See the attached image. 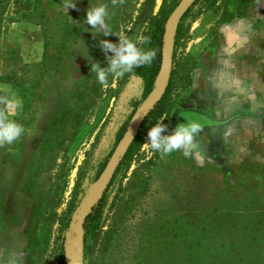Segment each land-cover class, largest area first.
<instances>
[{"label":"rangeland","instance_id":"rangeland-1","mask_svg":"<svg viewBox=\"0 0 264 264\" xmlns=\"http://www.w3.org/2000/svg\"><path fill=\"white\" fill-rule=\"evenodd\" d=\"M71 3L7 2L0 34V77L7 78L0 86L8 85L22 106L8 107L0 87V112L25 131L0 145V264H59L66 232L57 218L78 171L88 162L71 221L145 99L139 78L120 85L125 73L109 71L115 52L103 42L118 48L123 36L138 47L149 14L157 15L164 0ZM99 6L107 9V27L93 28L86 14ZM93 65L111 84L86 113L88 125L71 151H56L50 168L43 159L46 189L64 186L62 205L52 224H32L36 199L26 184L39 140L51 118L76 103L74 93L98 81ZM164 95L155 124L164 126L161 137L187 123L181 113L192 112L201 122L193 145L165 154L147 136L107 193L94 259L81 256L79 263L264 264V0H199L179 23Z\"/></svg>","mask_w":264,"mask_h":264},{"label":"trees","instance_id":"trees-1","mask_svg":"<svg viewBox=\"0 0 264 264\" xmlns=\"http://www.w3.org/2000/svg\"><path fill=\"white\" fill-rule=\"evenodd\" d=\"M8 1L9 0H0V34ZM198 1L199 0L194 1L193 5L186 11L181 21L185 19V17L191 11V8ZM175 7L176 4L172 5L171 7H167L166 0H164L160 12L157 15L153 16L152 14H149L147 19V26L142 33V37L148 36L149 40L145 42L142 39L137 48L141 51H148L150 49L154 50L155 58L150 65L136 66L132 68L131 71L125 72L120 82V85H123L125 83L131 82L133 78H139L142 81L144 87V98L154 88V83L161 66L163 47L162 38L165 28V22ZM231 7H233V5ZM230 12H232V9H230ZM6 78L0 77V83L4 82V79ZM86 79H89V76H86ZM106 82V85L111 84L110 81ZM103 86L104 85H102L98 80L93 82L91 87L87 91H84V93H80L79 96H77L75 92L73 98H77V101L75 100L76 103L67 105L66 107L60 109L57 114L51 118L43 137L39 140V145L37 148L39 157L36 161L37 163L35 165L34 175L31 176L32 178L29 179L30 181H28L26 184V192L33 195L36 199V203L34 205L31 216L32 224L35 223L37 225L41 222L52 224L57 215L55 209L58 208V206L62 205V201H60L59 190L63 191L64 186L61 187L60 184L54 183L52 186L54 189H46L44 181L48 180H44L42 178L49 171L48 169L44 171L43 159H45L46 156L48 157V168H50L51 164L54 162V154L56 151L60 150L61 152L66 154L69 153L71 149L76 145L79 140L80 134L88 125L87 121H85V115L92 107H94L95 100L101 96V90ZM164 97L165 95L145 118L136 138L129 147L125 157L119 164L110 185L103 193V195L98 198L85 219L84 225L82 227V256L84 261L88 263L94 259L99 237V229L101 227L102 214L107 204V193L110 187L115 183L117 177L122 173H125V171L129 168L134 156L146 140L150 129L155 126L158 118L162 114V102L164 100ZM85 101L86 103H83ZM123 132L124 128L120 129L118 139L122 137ZM87 163L88 162H85L78 171L77 182L70 201L67 203L66 209L63 211V213L57 218V222L63 232L67 231L71 223V216L78 205L80 181L84 177V169ZM102 168H104V165L98 171L97 175H100ZM47 179H49V181L51 180L50 177ZM56 180H59L58 174ZM39 181L40 184L38 183ZM233 245L235 246V243H233L232 246ZM226 256H229V253H226ZM59 264H65L63 247H61L60 249Z\"/></svg>","mask_w":264,"mask_h":264},{"label":"water","instance_id":"water-1","mask_svg":"<svg viewBox=\"0 0 264 264\" xmlns=\"http://www.w3.org/2000/svg\"><path fill=\"white\" fill-rule=\"evenodd\" d=\"M194 1L195 0H180L165 22L162 38L163 47L161 66L154 83V88L135 110L127 129L119 141L117 149L107 161L103 171L81 203L75 218L71 221L65 233L63 244L65 264H80L79 260L82 256V238H79V235L81 234V236H83L82 227L85 219L98 198L103 195L110 185L119 164L136 138L145 118L159 103L166 92L172 71L174 44L178 26L182 17L193 5ZM191 113L192 112L181 113L179 118L181 116L188 117L189 115H192Z\"/></svg>","mask_w":264,"mask_h":264},{"label":"clouds","instance_id":"clouds-1","mask_svg":"<svg viewBox=\"0 0 264 264\" xmlns=\"http://www.w3.org/2000/svg\"><path fill=\"white\" fill-rule=\"evenodd\" d=\"M68 7H74L71 0H66ZM107 9L105 6L94 7L88 10L86 14V22L95 28L96 25L107 27L105 24V16ZM108 33L106 32L105 35ZM146 42L148 36L142 37ZM104 47L115 52V58L112 59L109 71L114 72L117 77L122 76L125 72L131 71L132 68L141 65H150L155 58V51H141L134 43L125 37H121V44L117 48L112 43L104 41ZM93 70L98 71V80L102 85H106V75L104 70H99L98 65H93ZM7 93L3 98V102L12 109H19L22 101L10 89L8 85L0 86ZM187 123L178 125L175 132L171 135L161 137L164 126L157 125L150 129L148 135L151 141V147L156 150L163 149L165 154H170L176 150L187 149L193 145L194 135L200 130L201 122L193 116L186 117ZM22 125L15 120L8 118L7 113L0 112V145H12L22 133H24ZM187 155V151H185Z\"/></svg>","mask_w":264,"mask_h":264},{"label":"bare ground","instance_id":"bare-ground-1","mask_svg":"<svg viewBox=\"0 0 264 264\" xmlns=\"http://www.w3.org/2000/svg\"><path fill=\"white\" fill-rule=\"evenodd\" d=\"M74 247V246H73Z\"/></svg>","mask_w":264,"mask_h":264}]
</instances>
